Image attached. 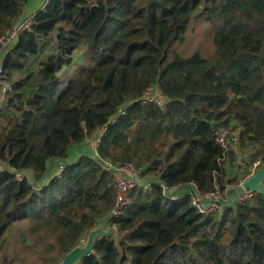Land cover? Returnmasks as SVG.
Returning <instances> with one entry per match:
<instances>
[{
  "label": "trees",
  "instance_id": "trees-1",
  "mask_svg": "<svg viewBox=\"0 0 264 264\" xmlns=\"http://www.w3.org/2000/svg\"><path fill=\"white\" fill-rule=\"evenodd\" d=\"M29 1L0 0V37ZM197 17L216 27L214 59L176 48ZM83 47L92 65L72 71ZM1 70L0 264H59L102 223L119 242L98 237L81 264H264V196L206 216L163 188L235 183L220 130L264 161V0H51ZM155 86L164 108L143 99ZM96 136L97 157L69 162ZM105 164L139 172L117 219Z\"/></svg>",
  "mask_w": 264,
  "mask_h": 264
},
{
  "label": "built area",
  "instance_id": "built-area-1",
  "mask_svg": "<svg viewBox=\"0 0 264 264\" xmlns=\"http://www.w3.org/2000/svg\"><path fill=\"white\" fill-rule=\"evenodd\" d=\"M51 0H45L43 5L37 9V11H45L47 6L50 4ZM27 6V5H26ZM26 10V7H25ZM36 11V12H37ZM36 12L24 15L18 21V23L9 31L6 32L5 35L0 37V56L3 61L6 54L13 48V46L17 43L19 36L26 32L31 31L32 26L35 23ZM0 63V82L2 78V70ZM4 92L7 90H11L10 86L7 84H3ZM150 91V90H149ZM148 91V92H149ZM147 92V93H148ZM146 93V94H147ZM164 98V97H163ZM145 101H151V99H146L145 96L143 98ZM156 102V101H155ZM166 103V100H165ZM165 103H160L159 105L164 108ZM217 142L222 145L224 148H230L235 152V149L239 146L238 138L235 137L234 140L229 141V133L227 130H220L217 135ZM248 154L249 152H244ZM236 154V153H235ZM237 156V155H236ZM247 159L243 158L242 167L244 170H248L249 173L246 178L241 180L240 184L243 189V184L247 182V180L254 176L259 169H264V161L263 159H259L257 162L251 164ZM108 171H110L114 177V189L116 196V204L112 212L113 218H120L125 215L127 208L131 205L132 202V192L136 188L138 184H140L139 172L136 171L132 165H125L123 167H114L112 165H106ZM25 178V174L16 173V179L18 181H22ZM165 192H169L170 189H165ZM259 193L252 191H245L236 197L235 203L231 204L225 201L222 198L221 192L217 191L210 194H202L196 185H192L190 187L187 195L190 196L191 206L201 215H214L221 214L225 206H235L236 204H242L246 201H249L256 197ZM111 227V226H109ZM86 240H82L81 243L85 244Z\"/></svg>",
  "mask_w": 264,
  "mask_h": 264
},
{
  "label": "rangeland",
  "instance_id": "rangeland-1",
  "mask_svg": "<svg viewBox=\"0 0 264 264\" xmlns=\"http://www.w3.org/2000/svg\"><path fill=\"white\" fill-rule=\"evenodd\" d=\"M216 27L212 24L207 23L206 21L200 19V17L195 18L191 21L190 25L188 26L187 30V37L186 41L182 45L176 46L178 51L181 53L183 57L189 58L193 56L196 52L200 53L203 57L208 59H214L216 57V47L214 45V34ZM49 41L56 42V36H51L49 38ZM2 59L0 56V63ZM92 57H88L85 47L78 50L77 53L74 55V61H73V70H77L80 67L83 66H91L92 65ZM69 68H65L61 75L65 76L63 78L62 88L66 86L69 79L71 78V73H68ZM68 73V74H67ZM146 99H151L153 101H156L158 104L165 103V99L161 95V92L159 90L158 86H155L151 88V90L145 95ZM3 118L0 117V124H2ZM101 135V134H100ZM100 137V136H99ZM86 143L89 144V148L91 151H96V143L94 141V138L91 140H88ZM96 146V147H94ZM89 156L90 152L87 151ZM236 153V154H235ZM235 159L232 163H230L229 174L228 178L233 179L235 183L227 184L225 186V191H221L222 198L227 201L231 202L236 199L237 195L241 194L243 192V189L241 187V184L238 186L236 185V182H240L243 180L244 172L247 170H244L242 167V160L243 158L250 161L249 154L244 153V151H241L240 148L235 149ZM237 155V156H236ZM93 157H97V155H93ZM62 171V170H61ZM61 171H58L56 174ZM60 173L58 175H60ZM113 228V227H108ZM111 237H114L113 235ZM115 238V237H114ZM84 240H87V238H84ZM83 244V243H81ZM80 244V245H81Z\"/></svg>",
  "mask_w": 264,
  "mask_h": 264
},
{
  "label": "water",
  "instance_id": "water-1",
  "mask_svg": "<svg viewBox=\"0 0 264 264\" xmlns=\"http://www.w3.org/2000/svg\"><path fill=\"white\" fill-rule=\"evenodd\" d=\"M243 190L258 192L264 196V169H259L256 174L250 177L243 184ZM115 237L116 242H119V231L116 227L106 229V224H100L96 229L89 233L85 244H81L69 252L59 264H81L82 261L91 255L96 246L98 237Z\"/></svg>",
  "mask_w": 264,
  "mask_h": 264
},
{
  "label": "crops",
  "instance_id": "crops-1",
  "mask_svg": "<svg viewBox=\"0 0 264 264\" xmlns=\"http://www.w3.org/2000/svg\"><path fill=\"white\" fill-rule=\"evenodd\" d=\"M44 2H45V0H30L26 6V10L24 11V15H29V14L36 12L37 9H39V7H41V5H43ZM99 140H100L99 136L98 137L96 136L94 138L96 146H98ZM96 146H94V147H96ZM96 149H97V147H96ZM72 151H73V154L71 155V158L69 161L72 163L74 161L78 160V158H80L82 156H86L88 154L87 151L90 152L89 156L93 157V155H97L96 151L93 152L90 150L88 143H85L84 145H81V146H74L72 148ZM65 165L66 164L63 161H53L49 167V175L43 183H48V181L53 176L58 175L60 172L58 174H56V173L58 171H61ZM189 190H190V188H176V189L169 190L168 194L172 195L174 197H180V196L187 194L189 192ZM234 201H236V200H233L230 203L233 204V203H235ZM106 229H108V226H106Z\"/></svg>",
  "mask_w": 264,
  "mask_h": 264
}]
</instances>
